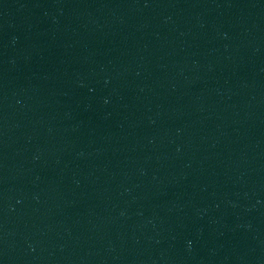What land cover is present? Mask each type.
<instances>
[{
	"label": "water",
	"instance_id": "obj_1",
	"mask_svg": "<svg viewBox=\"0 0 264 264\" xmlns=\"http://www.w3.org/2000/svg\"><path fill=\"white\" fill-rule=\"evenodd\" d=\"M0 264H264V0H0Z\"/></svg>",
	"mask_w": 264,
	"mask_h": 264
}]
</instances>
